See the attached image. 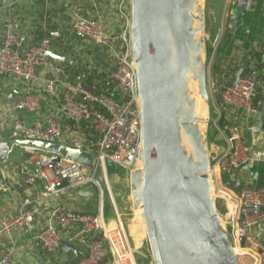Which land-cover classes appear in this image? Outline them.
Instances as JSON below:
<instances>
[{
    "label": "built area",
    "instance_id": "obj_1",
    "mask_svg": "<svg viewBox=\"0 0 264 264\" xmlns=\"http://www.w3.org/2000/svg\"><path fill=\"white\" fill-rule=\"evenodd\" d=\"M90 2L94 15L84 16L77 6L70 16V27L76 36L101 50L102 60L84 57L82 49L72 48L70 59L59 53L52 38L32 44L24 32L7 25L0 44V144L41 141L86 152L93 158L91 164L83 165L61 155L25 149L22 168L27 173L26 191L20 198L15 196L10 179L1 169L0 192L12 196L15 213L1 225L0 238L13 229H22L32 249L44 255L46 261L69 244L76 249L78 264H137L136 249L134 245L131 248L122 220L128 208L117 201L109 176L112 165L126 170L125 177L133 175L143 153L142 108L130 37L131 1L111 0L112 11L123 25L120 30L109 27L100 1ZM226 3L229 11L246 7L244 0ZM221 40L222 30L213 42L214 51ZM49 53L68 61L55 60ZM69 61H74V66L76 61L80 62L77 74H71ZM6 78L22 85V93L12 102L4 100ZM222 98L228 107V120L223 121L222 105L213 102L212 126L226 146L210 156L209 172L219 194L225 191L218 187L220 176L236 171L240 175L244 164L253 160L245 133L258 120L264 105L258 100L256 83L250 77H241L226 88ZM22 110L36 116V122L29 124L16 117V112ZM65 120L70 121V131ZM8 127L12 132L6 139L2 133ZM259 158H264V152ZM90 189L98 200L97 212L85 213L64 206L67 197ZM218 197L217 194V203ZM224 199L226 209L218 207V212L226 223L231 248L240 264H264L259 230L264 226V187H245L238 196L225 191ZM17 257L18 245L10 238L0 251V264H16Z\"/></svg>",
    "mask_w": 264,
    "mask_h": 264
},
{
    "label": "water",
    "instance_id": "obj_2",
    "mask_svg": "<svg viewBox=\"0 0 264 264\" xmlns=\"http://www.w3.org/2000/svg\"><path fill=\"white\" fill-rule=\"evenodd\" d=\"M130 37L137 68L139 100L142 108L144 172L132 175L135 207H142L147 236L155 264H240L223 228L217 199L211 195L208 142L192 111L183 113L185 71L193 52L205 53L204 10L199 11L200 27H194V0H130ZM249 11L255 0H244ZM176 48L173 53L170 35ZM49 57L67 62L53 53ZM101 65L107 67L100 59ZM201 63V59H199ZM74 65V61H69ZM200 93L210 98L208 74L199 66ZM241 78L238 73L235 83ZM194 147L196 160L187 158L181 139V124ZM264 124V105L258 131ZM57 154L83 165L92 156L67 146L32 140L0 144V161L5 162L13 149ZM240 183V179H238ZM80 195L93 196L92 189ZM243 225V223H241ZM64 252L76 253L69 245Z\"/></svg>",
    "mask_w": 264,
    "mask_h": 264
},
{
    "label": "crops",
    "instance_id": "obj_3",
    "mask_svg": "<svg viewBox=\"0 0 264 264\" xmlns=\"http://www.w3.org/2000/svg\"><path fill=\"white\" fill-rule=\"evenodd\" d=\"M98 1H100L103 16L109 27L112 30H120L123 25L116 19L117 17L112 11L111 0ZM228 1L232 2L233 0ZM77 6L81 7L84 16L92 17L94 15L90 0H0V44L4 40L7 25H11L15 31L24 32L28 42L32 44L46 37L52 38L59 53L70 59L73 58L69 48L82 49L84 57L95 56L101 59L104 55L97 46L79 38L72 32L70 16L72 10ZM242 12V9L234 7L229 11L226 0H204V39L207 44L213 46V42L219 34L218 26L221 25L222 30V40L218 49L208 53V57L210 55L208 84L214 89L217 99L222 105L223 121L228 120L229 113L228 107L223 103L222 93L226 88L235 84L240 71L241 77H250L256 83L258 100L264 102V0H255L249 11L245 14ZM79 65H81L79 61H76L75 66L71 65L72 75L81 70ZM4 81L6 85V99L4 96V100L15 101L19 97V92L22 93V85L9 78ZM261 115L258 120L253 121L250 129L245 133L247 147L252 153L253 160L244 164L240 175L236 171L233 175L225 173L219 178L218 187L231 195L238 196L245 187H264V158L257 159L258 155L264 152V124L260 130H254L260 123ZM16 117L29 124H34L37 120L36 116L23 110L17 111ZM65 125L70 131L69 120H65ZM11 132V127H8L2 134L7 139ZM225 146V141L216 133V138L208 141L209 156L220 153ZM25 152V149L15 147L5 162L0 161V170L3 169L10 179L17 198L24 196L26 191L27 173L22 168ZM238 179H240V183ZM225 191H222L224 192L222 197H218L219 207L223 211L226 209ZM73 195L75 194L63 201L65 207L85 213L97 212V209H84V211L77 208ZM75 196L86 200L94 199V196L80 194ZM231 204L230 201L229 205ZM14 213V199L11 195L0 192V227ZM259 230L261 243L264 247V226H261ZM129 231L133 236L137 230L130 224ZM10 238L15 240L18 245L16 264H78V257L75 253L63 250L56 257L46 261L44 255L32 249L29 237L22 229H13L10 234L0 238L1 252L8 245ZM133 245L135 247L134 240ZM142 248L143 239L141 247L136 249V253H139Z\"/></svg>",
    "mask_w": 264,
    "mask_h": 264
},
{
    "label": "rangeland",
    "instance_id": "obj_4",
    "mask_svg": "<svg viewBox=\"0 0 264 264\" xmlns=\"http://www.w3.org/2000/svg\"><path fill=\"white\" fill-rule=\"evenodd\" d=\"M194 9H193V21H194V27L199 28L200 27V22H199V11L204 10V0H194ZM200 7V8H199ZM198 8V9H197ZM199 16V17H198ZM218 33L221 32V25L218 26ZM217 33V34H218ZM199 36H202V38L204 39V33L200 34ZM205 40V39H204ZM218 49V48H217ZM209 51H214L213 46H211L210 44L208 45L207 42L205 41V53H204V57H203V62H202V66H205L207 74L209 76V59H210V55L208 57V53ZM208 57V58H207ZM208 88H209V94H210V98L208 100L207 104V119H205L204 123L205 125H203V134H204V139L208 142V141H212L216 138V131L212 126V120H213V115H214V107H213V102L220 104L219 100L217 99V94L216 92H214V89H212L210 87V85L208 84ZM140 171V170H139ZM138 170L135 173L139 172ZM141 172V171H140ZM125 175H127V171L119 168L117 166H109V176L111 179V183L113 186V190L115 192V195L117 196V201L119 202V204L123 203L124 207L128 208L127 211V215L125 217H123V223L125 226V230L127 232V234H129V240H130V244H131V248L133 247V240L135 241V249L138 250L139 246L137 245H141L142 243V239H143V248L141 250H139V253H135L134 254V258L137 264H155L153 258H152V253H151V248H150V244H149V240H148V236L146 234L145 231V226L141 223V217L139 218L138 215V207H135L134 205V201L136 200L134 195H133V185H132V175L129 174L128 177H125ZM207 177L209 180L211 179V176L209 173H207ZM218 194L220 197H222V194H219V192H216V188L214 190V188L211 191V195L212 197L215 198V196ZM73 200L75 201L74 204L76 205L77 208L79 209H91V210H95L97 209V198L94 196V199H81L76 197L75 195L72 196ZM220 204L222 205V203L220 202ZM219 207V205H218ZM108 208V215H109V219L114 218L113 213H111L109 205L107 206ZM122 208V207H120ZM138 208V209H137ZM85 211V210H84ZM130 224L132 225V227L134 229H136L137 231L134 233L133 237L130 234L129 231V226ZM138 236V238H137ZM128 264H130V262H127ZM133 264V263H132Z\"/></svg>",
    "mask_w": 264,
    "mask_h": 264
},
{
    "label": "bare ground",
    "instance_id": "obj_5",
    "mask_svg": "<svg viewBox=\"0 0 264 264\" xmlns=\"http://www.w3.org/2000/svg\"><path fill=\"white\" fill-rule=\"evenodd\" d=\"M199 39H202V36H198L197 40H199ZM170 43H171L173 53L175 54L176 43H175V40H174V37L172 34L170 35ZM203 57H204V53L193 52V54H192V61L190 62V64L188 65V67L185 71V96H184L183 107H182L183 113H187L189 111H192L194 113V115L198 118L197 123H198V127H199L200 131L202 132V134H203L202 129L205 127V126L203 127V125H205L203 123H204L205 119H207L208 110H207V104H206L207 100L200 93V84H199V80H198L197 76H198L199 66H201L202 62H203ZM199 59H201V63H199ZM140 103H141V101H140ZM181 139H182V146H183V149H184V152H185L187 158L190 160H193V159L196 160L195 153H194V147H193V144L188 137L187 124H185V123L181 124ZM137 170L138 171L140 170L142 172V175H143V172H144L143 157H142V160L140 161V164H139ZM209 181L211 183V188L213 189L215 186V183L213 182V180H209ZM212 189H211V191H212ZM138 208L137 209H138L139 218L141 217L140 218L142 221L141 223L145 226V231L147 234L145 220L142 217V207L140 206ZM230 208L232 210L234 209L233 203L230 205ZM220 220H221L223 228H225V230H226L225 221L221 218H220ZM136 246H139V248L141 247V245H137V244H136Z\"/></svg>",
    "mask_w": 264,
    "mask_h": 264
}]
</instances>
